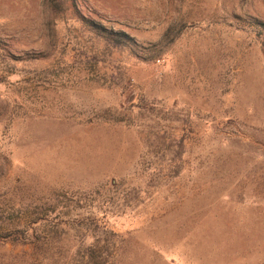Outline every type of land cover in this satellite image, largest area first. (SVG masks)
I'll return each instance as SVG.
<instances>
[{
	"label": "rangeland",
	"instance_id": "1",
	"mask_svg": "<svg viewBox=\"0 0 264 264\" xmlns=\"http://www.w3.org/2000/svg\"><path fill=\"white\" fill-rule=\"evenodd\" d=\"M0 264H264V0H0Z\"/></svg>",
	"mask_w": 264,
	"mask_h": 264
}]
</instances>
